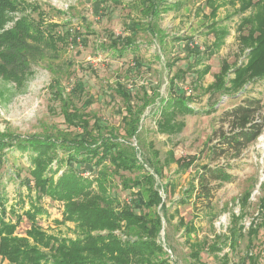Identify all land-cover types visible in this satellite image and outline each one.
I'll list each match as a JSON object with an SVG mask.
<instances>
[{
    "label": "rangeland",
    "instance_id": "obj_1",
    "mask_svg": "<svg viewBox=\"0 0 264 264\" xmlns=\"http://www.w3.org/2000/svg\"><path fill=\"white\" fill-rule=\"evenodd\" d=\"M119 1L120 3L102 0H26L32 5L38 4L46 12L48 21L62 25L58 31L71 28L74 31V41L72 43L69 39L64 46L59 45L58 58L42 53L37 63H31L30 74L22 84L0 76V133L22 137L75 133L80 130L70 125V122L77 121L72 120L70 114L77 111L89 119L91 127L107 124L106 132L114 130L123 137L121 121L124 118L125 105L114 90L118 83L126 85L133 92L134 106L143 108L148 101L151 102L144 111L142 110L138 141L132 138L130 142L141 149L142 154H139L138 158L149 170L151 168L145 162L146 159L155 162L156 156L160 160L159 165L164 167V179L159 181V184H166L167 180L172 178L173 183L177 185L172 194H165L160 189V195L167 201L170 213H174L176 207L173 202L180 198L181 192L190 184L202 165H221L225 162L224 159L211 162L209 146L214 145L216 141L208 145V139L220 127L221 114L247 98H258L261 100L264 115V78L245 84L239 92L209 91L208 85L213 83L214 75L220 72L224 60L234 64L233 66L246 64V54L249 50L244 49V53H241L242 43L238 32V26L246 12L237 14L239 3H236V6L226 4L209 21L206 16L210 14V9L205 6L204 0H171L178 1L179 7L162 12L159 19H153L149 28L147 23L150 19L141 11L140 1ZM23 16L36 20L39 17L38 13L32 12L30 8H23L9 15L6 28L13 27ZM213 21L226 26L228 33L216 53L205 59L204 65H210V72L199 82L198 89H194L192 83L196 78L193 71L187 73L184 81H178L187 95H191L189 106L194 113L177 116V121H183L185 124L180 133L163 134L157 125L161 115L157 94L163 98L169 95L166 60H179L173 70L178 67L187 70L189 63L193 61L186 57L188 48L198 46L200 50H204L214 47L215 36L207 33L205 27ZM63 24L69 25L64 27ZM160 32L169 35L167 49L163 54L157 37L151 35ZM130 35L134 36L139 45L138 50L129 51L119 57L114 56L113 51L107 48L114 37ZM174 37L192 40L175 41ZM196 68L202 70L204 67L199 65ZM233 77L231 72L229 79ZM9 146L0 150V203L6 211L3 215L6 222L10 221L16 225L13 236L27 239V232L32 226L27 215L33 200L30 197L36 196L35 191L30 193L27 190V184L34 185L29 173L30 156L28 152H21L19 147ZM171 150L177 159L192 155H197L198 159L185 173L176 174L175 163L168 166L164 163L167 153ZM58 155L61 156L62 152L58 151ZM51 166L52 169L58 168L56 162ZM104 169L109 174V190L115 192L122 203L129 202L133 197L132 191L122 188L120 177L111 172L108 163ZM228 172L232 177L231 182L224 183L216 191L211 214L197 211L192 204L181 205L175 218L166 223L162 211L157 209L164 222L161 240L164 242L167 235L168 244L172 249L165 246L170 262L189 264L190 249L185 242L184 228L178 227L182 218L183 222H193L196 225L197 241L205 245L202 261L206 264H226L225 255L229 259L228 264H250L248 256L252 254L258 259L257 264H264V228L260 229L254 239L252 249L248 247L246 236L240 239L234 251L225 247L213 255L206 252L208 245L224 240V236L233 226V214L240 215L238 223L244 227L245 234L252 223L257 226L261 222V203L264 202V132L240 157L231 159V169ZM61 174L62 172L55 174L54 180ZM122 174L134 178L139 173ZM247 196V202H244ZM40 205L46 213L35 219L39 227L58 237L76 238L75 224L62 223V202L44 197ZM214 236H220V239H214ZM29 241L34 244L32 240ZM0 264L14 263L0 250Z\"/></svg>",
    "mask_w": 264,
    "mask_h": 264
},
{
    "label": "trees",
    "instance_id": "obj_2",
    "mask_svg": "<svg viewBox=\"0 0 264 264\" xmlns=\"http://www.w3.org/2000/svg\"><path fill=\"white\" fill-rule=\"evenodd\" d=\"M105 1L120 3L119 0H102ZM137 1L142 5L141 11L150 19L147 23L149 28L153 19H159L162 12L180 5L178 1L171 0ZM228 3L233 6H236V3L240 4L237 14L246 12L238 26V32L242 43L241 53H244V49H248L249 52L246 54V64L242 66L236 64L233 66L234 64L227 60L223 61L220 72L214 75L213 83L208 85L211 92L237 90L239 92L245 84L264 78V0H204L205 6L210 9V14L206 16L207 20H212L218 10ZM22 6L38 13V19L23 16L13 27L6 28L9 15L21 11ZM217 23L219 22L213 21L205 26L206 32L215 36L213 48L204 50H200L198 46L188 48L186 57L193 61L189 63L187 70L181 67L173 70L179 60L170 58L166 60L169 95L163 98L157 94L161 114L157 125L163 134L180 133L185 124L183 121H177V116L194 113L189 106L191 95H187L178 81H184L187 73L193 71L196 78L192 83L194 89H198L199 82L210 72V65H204L205 59L216 53L228 33L226 26ZM65 25L69 24H63L64 27ZM60 26L62 25L48 21L46 12L38 4L32 5L26 0H0V76L8 80H17L18 84H22L30 74L32 62L37 63L42 53L58 58L59 45L64 46L69 39L71 42L74 41L72 37L74 31L69 27L58 31ZM151 35L157 37L161 53H165L169 35L164 32ZM173 39L192 40L186 37ZM107 48L113 51L114 56L121 57L129 51L138 50L139 45L132 35L117 36ZM199 65H203L204 68L197 69ZM231 72L234 74L233 79H229ZM114 91L125 105V114L121 121L123 137L114 130L106 132L107 124L91 127L89 119L77 111L70 114L72 120H77L75 123L70 122V125L80 130L75 133L35 134L26 137L0 133V150L11 145L21 148L20 151L23 153L28 152L29 173L34 185L27 184V190L36 193L35 198L30 197L33 200L27 212L32 222L27 239L13 236L16 225L10 221L6 222L3 216L6 211L0 203V250L12 263L176 264L170 262L167 256L165 246L172 250L167 235L164 242L161 240L164 226L157 209L162 211L166 223L175 218L181 205L192 204L197 211L211 214L216 191L224 183L231 182L232 177L228 172L231 169V159L240 157L242 152L255 143L264 132L263 106L260 99L247 98L241 104L224 111L219 117V129H216L208 139V145L216 141L214 145L209 146L211 162L224 159V164L202 165L190 184L181 192L180 198L173 202L175 212L170 213V207L160 195V189L165 194H172L177 185L173 183L172 178H169L166 184H159L158 182L164 179V167L162 164L159 165L160 160L156 156L155 162L144 159L151 168L149 170L138 158L139 154H142L141 149L130 142L132 138L138 141L142 110L144 111L151 102L148 101L143 108L134 106L132 90L120 83L116 85ZM58 151L62 152L61 156L58 155ZM197 159V155L177 159L171 150L167 153L164 163L167 166L175 163L177 170L174 173L181 174L185 173ZM54 162L58 165L57 169H52L51 165ZM107 163L112 169L111 172L120 177L122 188L132 191L133 197L129 202L122 203L117 194L109 190V174L104 169ZM59 172L62 174L54 180V175ZM127 172L139 174L130 178L122 174ZM87 173L90 175L87 176ZM44 197L64 204L62 223L75 224L77 228L75 239L48 234L37 225L35 219L46 213L40 205ZM247 198L248 196L244 202H247ZM261 208V222L257 226L252 223L246 234L244 227L238 223L240 215L233 214V226L224 236V240L214 241L208 245L206 252L213 255L225 247L234 251L240 239L246 236L248 247L252 249L254 239L260 229L264 228V202L261 203ZM178 227L184 228L185 242L190 249L189 264H206L202 261L205 245L197 241L196 225L193 222H183L181 218ZM214 239H220V236H214ZM254 257L253 254L248 256L250 264L258 263V259ZM225 262L226 264L229 262L227 255Z\"/></svg>",
    "mask_w": 264,
    "mask_h": 264
},
{
    "label": "built area",
    "instance_id": "obj_3",
    "mask_svg": "<svg viewBox=\"0 0 264 264\" xmlns=\"http://www.w3.org/2000/svg\"><path fill=\"white\" fill-rule=\"evenodd\" d=\"M169 253H171V252L169 251Z\"/></svg>",
    "mask_w": 264,
    "mask_h": 264
},
{
    "label": "water",
    "instance_id": "obj_4",
    "mask_svg": "<svg viewBox=\"0 0 264 264\" xmlns=\"http://www.w3.org/2000/svg\"><path fill=\"white\" fill-rule=\"evenodd\" d=\"M164 223V222H163ZM163 236V235H162Z\"/></svg>",
    "mask_w": 264,
    "mask_h": 264
}]
</instances>
